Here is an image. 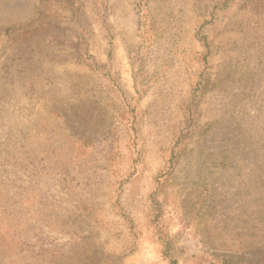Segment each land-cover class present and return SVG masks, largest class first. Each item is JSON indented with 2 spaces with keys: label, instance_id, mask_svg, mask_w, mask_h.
Here are the masks:
<instances>
[{
  "label": "rangeland",
  "instance_id": "obj_1",
  "mask_svg": "<svg viewBox=\"0 0 264 264\" xmlns=\"http://www.w3.org/2000/svg\"><path fill=\"white\" fill-rule=\"evenodd\" d=\"M0 264H264V0H0Z\"/></svg>",
  "mask_w": 264,
  "mask_h": 264
}]
</instances>
